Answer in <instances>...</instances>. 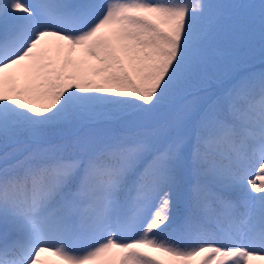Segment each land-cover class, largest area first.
Returning a JSON list of instances; mask_svg holds the SVG:
<instances>
[{
    "label": "snow or ice",
    "instance_id": "6c2138e0",
    "mask_svg": "<svg viewBox=\"0 0 264 264\" xmlns=\"http://www.w3.org/2000/svg\"><path fill=\"white\" fill-rule=\"evenodd\" d=\"M255 44L264 0H0V264H264Z\"/></svg>",
    "mask_w": 264,
    "mask_h": 264
},
{
    "label": "trees",
    "instance_id": "16d2710c",
    "mask_svg": "<svg viewBox=\"0 0 264 264\" xmlns=\"http://www.w3.org/2000/svg\"><path fill=\"white\" fill-rule=\"evenodd\" d=\"M206 2H217V0H206ZM241 49H238L237 53H234V55H237L240 59H242V67L241 70L245 72H252V73H260L264 72V57L260 54V49L257 48V50L253 49V46L250 47L249 50H247V55L245 58H241ZM223 55H229L228 53L222 52ZM73 132V130L64 129V130H56L51 134L50 140L51 143L55 144V142H62V140H65V136L70 135ZM5 148L1 144L0 145V166L3 164V156L5 153ZM8 151H11V149H8ZM180 206H178L179 208ZM165 238H172V237H165ZM179 242V241H176Z\"/></svg>",
    "mask_w": 264,
    "mask_h": 264
},
{
    "label": "rangeland",
    "instance_id": "374dc122",
    "mask_svg": "<svg viewBox=\"0 0 264 264\" xmlns=\"http://www.w3.org/2000/svg\"><path fill=\"white\" fill-rule=\"evenodd\" d=\"M257 48L259 49V45L258 44H255V45H253V49L254 50H257ZM250 49V47H244V48H242L241 49V58H245L246 57V55H247V50H249ZM218 56L220 57V62H221V65L222 66H226L227 65V56L228 55H223L222 54V51L220 52V53H218ZM70 130V129H69ZM71 130H73V129H71ZM73 135H75V130H73V132L71 133V136L70 135H68V136H65V139H69V138H71ZM61 143V141L60 142H55V144H60ZM1 145V144H0Z\"/></svg>",
    "mask_w": 264,
    "mask_h": 264
}]
</instances>
